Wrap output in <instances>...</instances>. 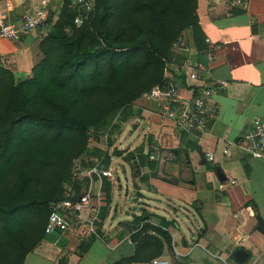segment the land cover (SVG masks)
Listing matches in <instances>:
<instances>
[{
    "label": "crops",
    "instance_id": "0c3cea01",
    "mask_svg": "<svg viewBox=\"0 0 264 264\" xmlns=\"http://www.w3.org/2000/svg\"><path fill=\"white\" fill-rule=\"evenodd\" d=\"M195 1L201 36L196 43L191 31H184L188 53L171 54L177 64L187 60L192 65L203 60L201 51L212 54L209 77L225 83L212 95L214 119L203 132L192 135L160 117L154 102L133 101L125 129L115 137L118 143L127 132V149L120 156L109 154L112 179L95 180L90 186V209L98 210V236H41L22 264H135L131 236L145 224L168 233L178 258H171L170 243L158 256H170L171 264L264 260V236L255 230V216L264 221V160L249 158L234 144L253 119L264 125V0H245L240 6L234 0ZM44 2L48 17H54L62 4V0H0V16L16 24ZM44 33L34 30L18 40L0 39V65L19 79L30 77L42 58L39 43ZM200 45L204 50H198ZM163 78L184 97L192 96L193 85L173 65ZM151 148L155 158L148 160ZM206 153L212 154V162L205 160ZM127 154L138 159V166L123 159ZM139 215L146 220L137 225ZM83 216L88 217L89 210ZM144 234L156 236L150 230ZM236 250L246 253L242 263L232 257Z\"/></svg>",
    "mask_w": 264,
    "mask_h": 264
},
{
    "label": "trees",
    "instance_id": "16d2710c",
    "mask_svg": "<svg viewBox=\"0 0 264 264\" xmlns=\"http://www.w3.org/2000/svg\"><path fill=\"white\" fill-rule=\"evenodd\" d=\"M195 9V0H94L87 19L75 25V11L62 0L56 15L47 18L39 43L42 58L30 77L18 79L0 65V264H22L43 236L48 206L61 200L72 160L81 155L100 159L86 150L88 130L94 129L96 135L104 132L121 110L124 122L131 103L163 82L165 61L177 36L190 30L198 42ZM78 99L96 100L91 116L77 115L74 101ZM69 135L78 147L65 156L58 146ZM51 147L56 157L50 156ZM106 157L104 162L100 159L102 168H107ZM123 159L129 161L133 155ZM32 175L43 177V184L48 182L47 191L31 193ZM82 188L86 183L75 190ZM21 218H29L28 226L38 231L28 247L13 229ZM145 220L139 215L137 225ZM149 230L156 236L144 234ZM131 240V261L137 263L158 256L162 246L170 243L166 231L146 224ZM149 248L154 249L153 255Z\"/></svg>",
    "mask_w": 264,
    "mask_h": 264
},
{
    "label": "built area",
    "instance_id": "2783aa9c",
    "mask_svg": "<svg viewBox=\"0 0 264 264\" xmlns=\"http://www.w3.org/2000/svg\"><path fill=\"white\" fill-rule=\"evenodd\" d=\"M68 7L75 11L72 19L73 24L80 25L87 19L94 9V0H67ZM216 1V0H213ZM245 0H234V5H243ZM48 12L44 2L40 8L26 12L16 24H11L0 16V39L18 40L34 30L45 31L47 29ZM207 42V40H205ZM171 51L188 53L189 47L183 35H179L171 44ZM202 61H195L192 65L187 60L177 64L175 55L170 53L164 65V73L168 71L169 65H173L176 71L193 87L190 91L193 93L190 97H184L177 86L165 81L160 85L154 86L142 93L138 99L143 101H152L156 104L157 114L165 119L171 120L180 130L185 133L197 135L203 132L206 123L214 119L215 106L212 95L215 89L223 88L224 82L213 81L209 75L212 68V54L201 51ZM89 129L87 134L92 135ZM239 145L245 154L252 159L264 160V125L259 119H253L243 135L234 142ZM223 153H226L223 150ZM207 162H212V154L204 155ZM155 158V150L151 148L147 155L148 160ZM72 167L69 179L62 185L61 200L51 202L48 206L49 212L43 227V236L63 233L72 235L76 239L97 237L96 222L98 210L91 207L90 200L91 184L95 180L105 179L110 181L113 177L112 171L108 168H102L100 159L89 158L81 155L72 160ZM130 164L133 167L138 166V159L134 157ZM86 183V188L78 192L76 186ZM229 184H236L235 181H229ZM96 197V194H95ZM89 210V216L84 217L83 212ZM171 258L177 259L172 243ZM135 264H171L170 256L160 255L148 261ZM259 264H264V260Z\"/></svg>",
    "mask_w": 264,
    "mask_h": 264
},
{
    "label": "rangeland",
    "instance_id": "374dc122",
    "mask_svg": "<svg viewBox=\"0 0 264 264\" xmlns=\"http://www.w3.org/2000/svg\"><path fill=\"white\" fill-rule=\"evenodd\" d=\"M19 79V78H18ZM22 79V78H20ZM80 99L74 101V111L77 113V115L88 117L91 116L92 110L96 105V100H86V101H79ZM122 112H118V116L114 117L113 120L110 122L106 130L103 132H100L96 135V131L93 129V135L87 136V146L86 150L91 153H97L99 154V158L104 162L106 156L113 155L114 151H120L121 153H124L127 147H125V142H128L130 138L127 136V132H123L121 135V139L118 143H115L116 135L120 132H122L125 129V126L123 125L124 122H122ZM112 142V143H111ZM111 144V145H110ZM113 144H117L116 146H112ZM112 146V147H111ZM78 147L77 141L72 136H66L62 141L61 144H59L58 148L61 154L65 156H70L72 153L75 152V150ZM97 147L101 148V153L98 151ZM50 156L56 157V154L54 153V148H50ZM51 157V158H52ZM75 159V158H74ZM94 159L96 157L94 156ZM102 163V162H101ZM104 166V164H102ZM116 173H118V166L114 165L112 167ZM113 174V173H112ZM114 175V174H113ZM15 176L14 173L10 175L11 178ZM50 176V175H49ZM51 177V176H50ZM40 175H32L30 176V186H31V193L37 194L47 191L48 189V182L43 184L41 182ZM16 179V178H15ZM29 218L28 219H18L15 221V224L13 225V229L15 230L14 233L16 236H22L24 238L25 247H28L33 241L34 238L37 237L38 231L33 228V226H28ZM149 252H151V248L148 249ZM1 264H9L7 263H1Z\"/></svg>",
    "mask_w": 264,
    "mask_h": 264
},
{
    "label": "water",
    "instance_id": "95a60500",
    "mask_svg": "<svg viewBox=\"0 0 264 264\" xmlns=\"http://www.w3.org/2000/svg\"><path fill=\"white\" fill-rule=\"evenodd\" d=\"M217 175L220 176V174L217 172ZM145 217V215H143ZM255 230L258 231L260 234L264 236V221L260 218L259 215L255 216ZM232 257L238 262L242 263L246 257V253L243 250H236Z\"/></svg>",
    "mask_w": 264,
    "mask_h": 264
}]
</instances>
